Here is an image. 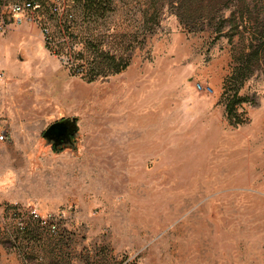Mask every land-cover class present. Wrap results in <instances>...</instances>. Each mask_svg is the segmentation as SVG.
Returning <instances> with one entry per match:
<instances>
[{
    "label": "rangeland",
    "instance_id": "obj_1",
    "mask_svg": "<svg viewBox=\"0 0 264 264\" xmlns=\"http://www.w3.org/2000/svg\"><path fill=\"white\" fill-rule=\"evenodd\" d=\"M216 2L0 32V264H264V0Z\"/></svg>",
    "mask_w": 264,
    "mask_h": 264
},
{
    "label": "built area",
    "instance_id": "obj_2",
    "mask_svg": "<svg viewBox=\"0 0 264 264\" xmlns=\"http://www.w3.org/2000/svg\"><path fill=\"white\" fill-rule=\"evenodd\" d=\"M47 13L61 19L71 18L74 14L72 9L67 5V0H49L47 6L42 0H0V32L5 33L18 26L34 24L41 28L47 42L51 43L52 36L50 34L49 23L47 22ZM196 87L199 91L205 93L210 94L214 92V88L209 84L198 82ZM8 139L9 132L4 129L0 133V141ZM19 212L22 213L21 210ZM29 218L53 234L59 232L58 222L61 218L59 214L49 213L42 215L36 208L31 207L29 209ZM14 220L20 229H24L26 226L24 218L18 217Z\"/></svg>",
    "mask_w": 264,
    "mask_h": 264
},
{
    "label": "water",
    "instance_id": "obj_3",
    "mask_svg": "<svg viewBox=\"0 0 264 264\" xmlns=\"http://www.w3.org/2000/svg\"><path fill=\"white\" fill-rule=\"evenodd\" d=\"M78 132L76 119L71 120L64 118L52 123L43 135L52 142L54 146H58L56 141L59 139L65 141L66 143L64 144H74L72 136L78 135Z\"/></svg>",
    "mask_w": 264,
    "mask_h": 264
},
{
    "label": "trees",
    "instance_id": "obj_4",
    "mask_svg": "<svg viewBox=\"0 0 264 264\" xmlns=\"http://www.w3.org/2000/svg\"><path fill=\"white\" fill-rule=\"evenodd\" d=\"M83 1H84V9H85V11H86V13L88 15L100 16V15H104L107 12L112 10V8H111V0H83ZM220 1H226V0H217L215 8H217V4ZM222 3H224V2H222ZM224 5H225V7H227L228 4L226 3ZM225 7L221 6V7L217 8V9H218V11H220V10H222V8L224 9ZM214 16H216V15H214ZM73 22H75L74 14H73V16L71 18L65 19L64 24H66L67 28H70V24H72ZM52 41H53V38H52ZM52 41H51V43H52ZM48 44H49V42H48ZM77 71L80 72V69L79 70L77 69ZM233 109L234 108L230 104L229 105V110L232 111ZM27 230H28V226L27 225L24 227V229H20L19 228V232H21V233H25Z\"/></svg>",
    "mask_w": 264,
    "mask_h": 264
},
{
    "label": "flooded vegetation",
    "instance_id": "obj_5",
    "mask_svg": "<svg viewBox=\"0 0 264 264\" xmlns=\"http://www.w3.org/2000/svg\"><path fill=\"white\" fill-rule=\"evenodd\" d=\"M72 137H74V136H72ZM56 142H57V145H59L60 143H61V144H64V143H66L65 141H63V140H60V139H59V140H57Z\"/></svg>",
    "mask_w": 264,
    "mask_h": 264
},
{
    "label": "bare ground",
    "instance_id": "obj_6",
    "mask_svg": "<svg viewBox=\"0 0 264 264\" xmlns=\"http://www.w3.org/2000/svg\"><path fill=\"white\" fill-rule=\"evenodd\" d=\"M62 136V135H61Z\"/></svg>",
    "mask_w": 264,
    "mask_h": 264
}]
</instances>
